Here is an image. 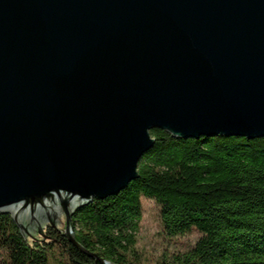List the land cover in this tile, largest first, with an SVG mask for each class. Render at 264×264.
<instances>
[{
    "label": "water",
    "instance_id": "1",
    "mask_svg": "<svg viewBox=\"0 0 264 264\" xmlns=\"http://www.w3.org/2000/svg\"><path fill=\"white\" fill-rule=\"evenodd\" d=\"M154 128L264 137V0H0V213L22 233L64 216L84 250L72 213L137 177Z\"/></svg>",
    "mask_w": 264,
    "mask_h": 264
},
{
    "label": "trees",
    "instance_id": "2",
    "mask_svg": "<svg viewBox=\"0 0 264 264\" xmlns=\"http://www.w3.org/2000/svg\"><path fill=\"white\" fill-rule=\"evenodd\" d=\"M150 134L137 177L72 213L74 240L92 255L58 226L27 235L0 213L2 264H144L141 197L158 205L166 236L200 233L190 249L164 252L155 264H264V137Z\"/></svg>",
    "mask_w": 264,
    "mask_h": 264
},
{
    "label": "rangeland",
    "instance_id": "3",
    "mask_svg": "<svg viewBox=\"0 0 264 264\" xmlns=\"http://www.w3.org/2000/svg\"><path fill=\"white\" fill-rule=\"evenodd\" d=\"M141 210L137 247L144 264H155L164 252H183L190 249L200 235L197 230L192 229L184 235L166 236L160 221L159 207L153 199L141 197ZM50 218L38 219L40 224L21 221L19 225L24 234H36V231L40 230L39 228L43 230ZM54 218L57 226L64 230V216ZM5 257V250L0 246V264L5 260Z\"/></svg>",
    "mask_w": 264,
    "mask_h": 264
}]
</instances>
